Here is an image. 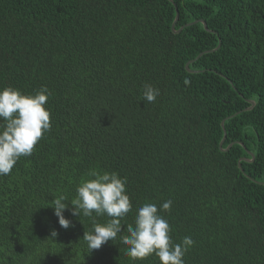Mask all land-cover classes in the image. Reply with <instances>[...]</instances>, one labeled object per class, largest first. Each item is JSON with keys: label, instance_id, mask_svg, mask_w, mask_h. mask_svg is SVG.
Masks as SVG:
<instances>
[{"label": "trees", "instance_id": "trees-1", "mask_svg": "<svg viewBox=\"0 0 264 264\" xmlns=\"http://www.w3.org/2000/svg\"><path fill=\"white\" fill-rule=\"evenodd\" d=\"M172 1L0 0V89L51 92V130L0 176V264H134L120 236L167 200L185 264H264V0ZM91 170L132 202L92 253L83 235L109 218L66 210L64 229L49 207Z\"/></svg>", "mask_w": 264, "mask_h": 264}, {"label": "clouds", "instance_id": "clouds-1", "mask_svg": "<svg viewBox=\"0 0 264 264\" xmlns=\"http://www.w3.org/2000/svg\"><path fill=\"white\" fill-rule=\"evenodd\" d=\"M159 89L145 84L142 98L145 103H155ZM51 95L45 86L34 95H26L19 89H0V176L9 175L21 157L31 156L44 134L51 130L50 110L46 108ZM89 179H82L76 187L75 198L65 195L55 197L51 206L58 217L60 227L68 229L72 222L64 215L107 216L106 223L94 221L92 231H85L83 240L90 253L100 249L110 240L117 239L123 231L121 221L132 210L127 194V178L116 172L91 170ZM70 202V204L68 203ZM172 201L167 200L158 207L155 203H144L136 211L134 225L127 226L128 235L120 236V242L127 246L125 254L134 262H142L155 255L160 264H185L184 256L194 246L190 236L180 243L171 237V226L161 214L171 211ZM58 235L52 230L48 239Z\"/></svg>", "mask_w": 264, "mask_h": 264}, {"label": "water", "instance_id": "water-1", "mask_svg": "<svg viewBox=\"0 0 264 264\" xmlns=\"http://www.w3.org/2000/svg\"><path fill=\"white\" fill-rule=\"evenodd\" d=\"M172 1V0H171ZM173 2V1H172ZM177 11H178V9H177ZM178 19H179V13H178V15H177V20L175 21V23H174V26H173V29H175V27H176V24H177V22H178ZM197 23H202V24H204V26H205V29L207 30V31H210V29H209V27H208V24L204 21V20H201V21H196V22H194V23H192V24H189L188 26H190V25H193V24H197ZM180 32V31H179ZM221 47V44H220V46L218 47V49ZM202 55L203 54H201L199 57H198V59L200 58V57H202ZM189 65L190 64H188V66H187V69L189 70ZM251 104H252V107L251 108H249V109H247V110H251V109H253L254 107H255V105H256V103L254 102V101H251L250 102ZM238 115V114H237ZM237 115H235V116H237ZM234 116V117H235ZM223 127H224V122H223ZM225 139H226V136H225ZM223 145H224V141L222 142V144H221V148L223 149ZM232 147V145L227 149V150H229L230 148ZM226 150V151H227Z\"/></svg>", "mask_w": 264, "mask_h": 264}]
</instances>
